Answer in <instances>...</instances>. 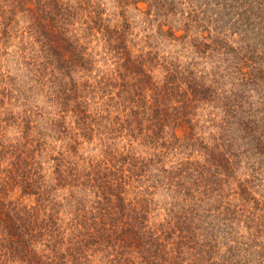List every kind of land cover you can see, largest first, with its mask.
<instances>
[{"label":"trees","instance_id":"obj_1","mask_svg":"<svg viewBox=\"0 0 264 264\" xmlns=\"http://www.w3.org/2000/svg\"><path fill=\"white\" fill-rule=\"evenodd\" d=\"M32 1L36 6L26 8L32 21L30 30L41 36L44 47L41 55L32 57L33 75L36 77L49 62L47 55L45 63L41 56L54 51L63 68L59 77L65 78L64 83L56 81L64 90L56 97L72 98L78 119L84 112V101L80 100L84 92L103 91L115 106L128 108L133 136L165 137L169 126L174 141L159 143V147L197 146L204 160H181L172 170L161 169V182L172 193V201L164 221L156 222L150 219L154 204L148 196L151 192L128 195L133 182L149 180L151 159L127 154L110 165H94L86 171L58 161L53 170L56 182L49 188L36 155L38 148L30 142L0 143V264H249L247 258V262L237 259V253H245L255 240L244 242L231 232L235 208L230 204L224 207L223 223L228 229L221 238L229 244L226 255L214 258L218 236L215 226L209 228L211 235L206 232L210 222L203 224L207 217L204 211L210 208L204 210L201 205L213 192L214 199L222 197L221 184L232 177L242 156L238 152L241 144L245 147L239 151L248 159L252 177L264 174V0H198V7L190 8L187 14L176 7V0H131L147 2L146 14L154 15L152 21L159 18L157 36L173 39L192 54L183 65L179 54L174 59L162 58L165 74L161 82L153 80L147 67L159 59L150 35L136 47L138 41L130 36L126 21L110 27L102 12L95 9L90 20L102 29L109 52L119 60L117 73L101 75L95 84L80 83L70 76L75 66L89 61L82 57L71 22L83 2L73 6L65 0ZM191 4L193 0L188 7ZM211 4L217 5L218 11L208 13ZM5 13L2 11V19H6ZM180 29L184 33L176 35ZM39 58L42 61L37 62ZM201 61L211 67L200 68ZM147 89L152 98L148 105ZM202 104L220 113L218 119L211 118L215 131L208 136L202 135V125L195 116ZM245 181L239 182L238 194L247 201L252 184ZM151 182L148 189L159 179ZM57 186L67 187V220L61 215V204L50 197ZM15 187L23 195H36L37 202L26 204L20 196L12 197ZM210 207L217 209L219 204ZM258 224L251 227L257 229ZM203 231L205 237H199Z\"/></svg>","mask_w":264,"mask_h":264},{"label":"rangeland","instance_id":"obj_2","mask_svg":"<svg viewBox=\"0 0 264 264\" xmlns=\"http://www.w3.org/2000/svg\"><path fill=\"white\" fill-rule=\"evenodd\" d=\"M65 1L73 6L83 2L82 10L72 18L71 22L74 27L72 31L79 40L82 57L84 60L88 58L89 61L83 62L82 67H73L70 76L74 81L80 83L87 81L89 84H95V78H99L101 75L110 77L117 73L118 58L109 52V47L104 39L106 36L102 29L90 20L91 16H95V9L102 12L101 16L105 19V24H109L110 27L114 28L126 21L129 25V32H131L130 36L138 41L136 47L144 43L141 39H144L147 34L150 35L159 59L151 61L147 67L151 68L150 74L156 82H161L165 74L162 67L165 62L162 61V58L174 59L179 54L178 60L183 65L192 56L188 50L183 49L173 39L157 36L159 18L152 21L154 15L146 14L148 3L145 1L136 3H132L131 0L127 2L124 0ZM202 1L205 0H199V3ZM197 2L198 0H193V4L189 7L188 4L191 3V0H176L175 3L178 9L187 14L190 8L198 7ZM34 6L36 4L32 0L24 2L0 0V15L2 11L6 12L4 15L6 19L0 17V143L21 145L30 142L29 145L38 148L41 152L36 151V155L41 161V173L49 188L56 182L53 178V170L58 161L64 164L69 163L78 170L86 171L94 165H110L111 162H116L120 156L127 154L138 156L139 159L144 158L147 161L151 159L152 163L147 169V173L150 175L149 180L140 178L133 182L128 186L130 187L128 195L132 197L137 191L139 193L151 192L148 196L153 198L154 204L151 205L153 211L150 214V219L156 222L164 221L166 207H169V203L172 201V193L161 182V169L172 170L178 161L187 159L202 163L204 160L202 152L198 150L197 146L194 149L187 145H182L178 149L159 147V143L174 141V137L169 136L171 131L169 126L165 128L163 134L165 137L150 138L151 142L147 137L133 136L126 116L128 108L115 106V101H108L103 91L93 94L89 92V89H85V96L80 99L84 101L82 105L84 112L80 114L81 119H78V114L73 111L75 101H72V98L64 100L56 97L57 92L61 94L64 91L56 81L64 83L65 78L62 80L59 77V71L63 68L54 51L41 56L45 63L47 59L45 55H47L49 62L42 70L37 71L36 77L33 75L35 70L32 66V57L39 55L41 48L44 49L41 46V36L32 34L30 30L32 21L26 8ZM217 8V5L211 4L208 13L218 11ZM173 23L178 27L181 25L177 20ZM167 28V26L163 27L165 30ZM175 33L180 35L184 33V30L180 29ZM42 60L39 58L37 62ZM199 67L209 69L211 64L201 61ZM66 80L70 81V78ZM113 90L117 91V88ZM145 92L148 101L143 102L148 105L152 98L149 89ZM196 113L198 125H202L203 128V136H208L215 131V128L211 126L214 122L211 118H219L220 113L217 109L212 110L210 106L202 104L197 106ZM196 129L200 131L199 127ZM182 133L183 131L178 129L177 134L182 136ZM182 138L180 137V139ZM200 138L205 141L210 140V137ZM182 142L184 141L182 140ZM244 147L245 145L241 144L239 150L243 151ZM239 150L238 152L242 156L238 165L235 166L232 177L221 184L222 197L218 200L214 199L213 196L216 193L213 192L212 198L204 201L201 205L204 210L210 208L209 211L203 210L207 215L203 219V224L210 222L208 230H206L208 234L210 233L209 228L215 226L218 238L214 244L213 257L224 256L227 244H229L228 241L221 238L222 232L228 229L224 225V207L230 204V207L236 210L231 221V232L241 241L247 242L249 238L255 240L253 242L255 244L247 248L245 253H242V250L237 251V259H245L246 262L248 260L249 264H264V217H260L264 216V174L258 173L259 175L257 174L253 178L251 170L248 168V159L246 160ZM160 151L161 154H159ZM1 165L4 166V163ZM152 179H159V183H154V187L148 189V185H153ZM245 180L250 181L248 185L252 184L251 194L247 201H244L238 194L239 182H246ZM21 194L20 188L17 187L10 192L12 197L20 196L23 203L34 205L37 202L36 195ZM67 195V187L57 186L50 193L51 199L61 204L60 211L65 220H67L66 211L69 210ZM211 204H219V207L212 209ZM254 223H259L257 229L251 227ZM206 232H201L199 237H205Z\"/></svg>","mask_w":264,"mask_h":264}]
</instances>
